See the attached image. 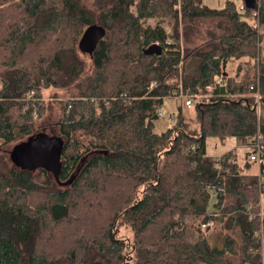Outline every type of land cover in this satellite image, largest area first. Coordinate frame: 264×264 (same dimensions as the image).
<instances>
[{
  "label": "trees",
  "instance_id": "obj_1",
  "mask_svg": "<svg viewBox=\"0 0 264 264\" xmlns=\"http://www.w3.org/2000/svg\"><path fill=\"white\" fill-rule=\"evenodd\" d=\"M91 26L105 35L84 53ZM216 74L223 86L208 93ZM256 83L259 116L242 97ZM51 108L59 168L15 165L13 148L45 135ZM258 130L264 0H0V264H264V160L205 152L208 138ZM207 220L221 225L220 248Z\"/></svg>",
  "mask_w": 264,
  "mask_h": 264
},
{
  "label": "water",
  "instance_id": "obj_2",
  "mask_svg": "<svg viewBox=\"0 0 264 264\" xmlns=\"http://www.w3.org/2000/svg\"><path fill=\"white\" fill-rule=\"evenodd\" d=\"M246 6L253 7L255 0H243ZM105 30L101 27H88L79 41V49L84 53L92 52L98 42L104 37ZM161 47L151 45L145 50V55H159ZM63 153V141L56 137L37 134L27 141L16 145L11 153L12 162L26 170L43 169L57 170Z\"/></svg>",
  "mask_w": 264,
  "mask_h": 264
},
{
  "label": "rangeland",
  "instance_id": "obj_3",
  "mask_svg": "<svg viewBox=\"0 0 264 264\" xmlns=\"http://www.w3.org/2000/svg\"><path fill=\"white\" fill-rule=\"evenodd\" d=\"M227 1L233 2L238 9L241 8L243 5V0H202L203 5L213 8V9H220L222 8ZM237 66V62L231 60L227 66L228 72L233 75L235 73ZM48 97H50V94H46L45 98L46 100H50ZM252 97L251 94L249 95H244L243 98H248ZM171 103V102H170ZM167 104L165 103L164 106V116L161 117L158 122L155 124V131L160 133L162 130L165 129V126L167 124V117L169 115V109H167L166 106ZM170 106H175L172 103L169 104ZM261 106V103L259 102V107ZM188 111V109H186ZM260 111V110H259ZM191 112L189 111V114ZM261 114V112H260ZM58 117V110L51 108V111L47 112V115H45L44 119L47 121V129L42 131L45 133L46 136L48 137H53L55 135V131L53 129V123H55L56 119ZM169 118V117H168ZM41 132V131H40ZM12 146L9 147V150L11 149ZM234 150L239 162L242 164L246 159V153L248 152V148L246 146V139H232L228 138L225 139L224 141H220L217 138H208L206 140V145H205V152L207 156L211 157H216V156H221L223 154L228 153L229 151ZM258 168V167H257ZM258 171V169H257ZM260 206L262 209H264V193L260 195ZM220 224L217 223L215 225V228L212 227L207 233L206 237L209 241V244L213 247H220L222 245V229L220 228ZM120 229V237H125V238H131V233L124 227L119 228Z\"/></svg>",
  "mask_w": 264,
  "mask_h": 264
},
{
  "label": "built area",
  "instance_id": "obj_4",
  "mask_svg": "<svg viewBox=\"0 0 264 264\" xmlns=\"http://www.w3.org/2000/svg\"><path fill=\"white\" fill-rule=\"evenodd\" d=\"M158 45V44H157ZM223 86V79L220 75L216 74L213 77V83L211 85H208L205 87V91L208 93H211L216 88H220ZM249 91H252V98L255 99V111L257 116H259V102H260V96L258 92V85H252L249 87ZM243 97V96H242ZM198 98V97H197ZM178 99H181L183 101V105L186 109L191 108L193 105V101L191 98H187L182 96L181 94L178 96ZM159 117L164 116V109L163 107L160 108V111L158 113ZM169 120H172V116L170 115ZM246 146L248 148L247 152V161L251 164L256 165L259 167L261 162L264 160V136L262 133L258 130L253 136L246 139ZM257 177H258V186L259 189H264V175L259 172V169L257 171ZM213 227V221L207 220L205 222H202L201 229L207 230L211 229Z\"/></svg>",
  "mask_w": 264,
  "mask_h": 264
},
{
  "label": "crops",
  "instance_id": "obj_5",
  "mask_svg": "<svg viewBox=\"0 0 264 264\" xmlns=\"http://www.w3.org/2000/svg\"><path fill=\"white\" fill-rule=\"evenodd\" d=\"M165 103L167 104L166 106V108L167 109H169V113L172 111V109H173V106H170L169 104H171L170 103V101H168V100H166L165 102H164V105H163V109H164V106H165ZM221 247V246H220ZM220 247H218V248H220Z\"/></svg>",
  "mask_w": 264,
  "mask_h": 264
}]
</instances>
